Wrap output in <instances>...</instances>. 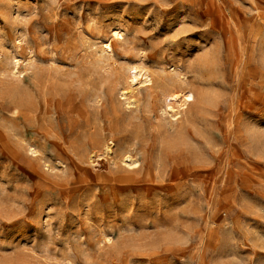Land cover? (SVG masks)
I'll use <instances>...</instances> for the list:
<instances>
[{"label":"rangeland","instance_id":"1","mask_svg":"<svg viewBox=\"0 0 264 264\" xmlns=\"http://www.w3.org/2000/svg\"><path fill=\"white\" fill-rule=\"evenodd\" d=\"M0 264H264V0H0Z\"/></svg>","mask_w":264,"mask_h":264},{"label":"bare ground","instance_id":"2","mask_svg":"<svg viewBox=\"0 0 264 264\" xmlns=\"http://www.w3.org/2000/svg\"><path fill=\"white\" fill-rule=\"evenodd\" d=\"M108 44H109V43H108ZM108 47H109L110 50H112V49H111L112 47H111L110 44L108 45ZM106 148H107L106 150H109V147H108L107 145H106ZM126 154H127V153H126ZM126 156H128V155H126ZM131 157H132V156H131ZM129 159L131 160V162H134V161H132V158H130V156H129ZM134 159H135V158H133V160H134ZM135 160H136V159H135ZM134 163H135V162H134ZM134 163H133V164H134Z\"/></svg>","mask_w":264,"mask_h":264}]
</instances>
